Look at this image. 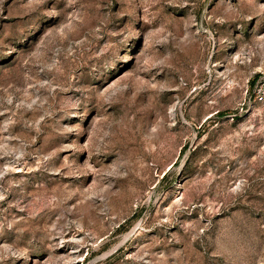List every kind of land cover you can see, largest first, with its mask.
Masks as SVG:
<instances>
[{"label": "rangeland", "instance_id": "rangeland-1", "mask_svg": "<svg viewBox=\"0 0 264 264\" xmlns=\"http://www.w3.org/2000/svg\"><path fill=\"white\" fill-rule=\"evenodd\" d=\"M0 264H264V0H0Z\"/></svg>", "mask_w": 264, "mask_h": 264}]
</instances>
